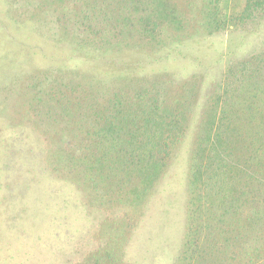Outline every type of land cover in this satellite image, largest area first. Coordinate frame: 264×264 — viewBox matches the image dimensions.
I'll use <instances>...</instances> for the list:
<instances>
[{"label": "rangeland", "instance_id": "374dc122", "mask_svg": "<svg viewBox=\"0 0 264 264\" xmlns=\"http://www.w3.org/2000/svg\"><path fill=\"white\" fill-rule=\"evenodd\" d=\"M215 3L0 0V264H264V5Z\"/></svg>", "mask_w": 264, "mask_h": 264}, {"label": "trees", "instance_id": "16d2710c", "mask_svg": "<svg viewBox=\"0 0 264 264\" xmlns=\"http://www.w3.org/2000/svg\"><path fill=\"white\" fill-rule=\"evenodd\" d=\"M214 1L216 2L215 5L217 7L218 4H220V1L221 0H214ZM263 5H264V0H245V5H244V8L242 10V14L240 15L241 18H239V19H242L244 17L243 16L244 13H246V17H249L250 18L251 15H252V10H254V9H261ZM156 151L157 152H155V153L154 152L153 153H149V155L147 156L146 159L149 160V158L151 157L153 160H157V159H160L161 160L162 159V156L165 155V152H160V150H156ZM161 154H162V156H161ZM211 160L212 159L209 157V159L207 161L208 162L207 165L210 164ZM148 168L149 167L141 168L140 175L141 176L145 175L149 171ZM188 242L190 244V240H188Z\"/></svg>", "mask_w": 264, "mask_h": 264}]
</instances>
